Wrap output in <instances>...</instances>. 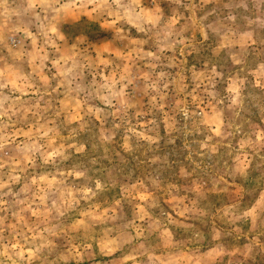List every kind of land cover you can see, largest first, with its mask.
I'll use <instances>...</instances> for the list:
<instances>
[{"label":"rangeland","instance_id":"374dc122","mask_svg":"<svg viewBox=\"0 0 264 264\" xmlns=\"http://www.w3.org/2000/svg\"><path fill=\"white\" fill-rule=\"evenodd\" d=\"M180 135L205 185L159 154L113 179L112 143ZM259 237L264 0H0V264H264Z\"/></svg>","mask_w":264,"mask_h":264},{"label":"trees","instance_id":"16d2710c","mask_svg":"<svg viewBox=\"0 0 264 264\" xmlns=\"http://www.w3.org/2000/svg\"><path fill=\"white\" fill-rule=\"evenodd\" d=\"M191 141V142H190ZM198 138L194 140V138L190 137L188 135L184 136L180 135L177 140L174 141L173 144H165L164 141L160 142V145L157 147H153L150 149V145L145 143L144 140H136L134 143H138V147L132 152V154L128 153L126 154L123 147L118 145L117 143H112L111 147L114 151H117L122 157L123 160H119L118 158L114 157V161H112V164L116 165L117 167L122 168V173L118 172L115 169V174L113 175V179H117L118 181L121 180V175L129 176L130 180L126 181L127 179L124 178L122 182L124 184H132L135 181H142V179L146 178L147 174H145L147 171L151 172V170L155 167L154 164H151V158L155 154H159L161 158V169L156 170L159 174V181L162 185H165L169 182H176V183H183L184 186H191L192 181L194 178L198 176V178L201 179L203 182V185L207 182V175L210 173L209 168L207 169L206 165H203L200 163L198 166H196V161L198 157V153L195 152L196 145L198 146ZM192 143V144H191ZM186 144H189L187 147ZM145 151V155H142V152ZM165 153L167 156H165ZM87 154H85L86 156ZM214 161V158L211 159ZM212 163H210L211 165ZM87 165V164H86ZM111 166V165H109ZM187 170L191 172V176L183 179L179 175V171ZM173 174L172 176H170ZM211 175V174H209ZM111 179V180H113ZM186 182V183H184ZM123 184V185H124ZM252 184V180L249 179V181H246L245 186H250ZM122 185V186H123ZM107 188L108 183H107ZM119 187H116V190ZM253 197H251L249 194H242L239 197L238 200V206L243 207L247 203L249 204L250 200ZM252 201V200H251ZM238 238V239H236ZM244 239V236L242 235L239 237V235H235V237L229 239L230 242L233 240H237L235 242L241 243ZM259 240H261V244L264 246V238L259 237ZM227 240V239H226ZM225 240V241H226ZM228 240V241H229ZM260 244V245H261ZM257 252H261L263 249L259 245H255L254 247ZM261 255V254H260ZM262 256V255H261Z\"/></svg>","mask_w":264,"mask_h":264}]
</instances>
